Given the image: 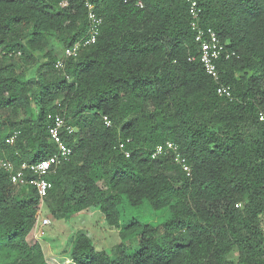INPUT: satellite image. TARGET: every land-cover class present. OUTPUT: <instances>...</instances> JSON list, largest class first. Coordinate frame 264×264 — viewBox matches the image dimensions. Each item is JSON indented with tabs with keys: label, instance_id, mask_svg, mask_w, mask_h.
<instances>
[{
	"label": "trees",
	"instance_id": "16d2710c",
	"mask_svg": "<svg viewBox=\"0 0 264 264\" xmlns=\"http://www.w3.org/2000/svg\"><path fill=\"white\" fill-rule=\"evenodd\" d=\"M91 1L103 20L100 35L61 71L55 65L64 51L89 33L85 1L0 0L4 157L21 167L52 156L49 115H64L75 128L63 135L73 154L48 176L45 209L58 220L99 210L122 238L112 257L79 231L68 242L70 258L264 264V0ZM191 1L203 11L201 24L236 54L218 62L231 100L218 95L200 62ZM168 142L190 175L171 153L153 157ZM125 201L168 208L170 218L162 227L122 224ZM40 210L37 190L0 170V264H48L35 238ZM131 238L138 246L128 252Z\"/></svg>",
	"mask_w": 264,
	"mask_h": 264
},
{
	"label": "built area",
	"instance_id": "2783aa9c",
	"mask_svg": "<svg viewBox=\"0 0 264 264\" xmlns=\"http://www.w3.org/2000/svg\"><path fill=\"white\" fill-rule=\"evenodd\" d=\"M85 6L88 11V19L90 22V30L87 36L79 39L73 46L67 48L64 51L63 56L56 62L55 67L58 70L64 71L67 61L71 58L78 57L82 47L95 44L100 35V29L103 23L101 17H99L95 11V6L91 0H84ZM124 3H135L139 7H143L141 0H123ZM66 4H64L65 6ZM190 16L191 27L196 35V42L199 45V59L203 65L206 73L218 84V95L227 99H233V92L230 86L225 85L221 80L220 71L218 69V62L221 59L229 60L236 54L233 51L227 49L220 41L217 32L211 27H205L201 24L202 9L197 1L190 2ZM52 123L49 127L50 139L55 145V153L47 159L39 161L34 164H23L21 167H17L12 161L6 159L0 148V170L7 173L15 185H30L33 186L39 195L41 200V210L37 216V224L35 227V237L39 240L44 232L38 230L39 225L44 228L51 225L52 220L50 217L41 220L42 209H45V199L48 197L50 190L53 187L52 182L48 180V176L55 172L64 162L70 161L73 154L72 148H70L64 141V133L72 134L75 132V128L70 125L65 116L62 114L49 115ZM263 119V117H261ZM107 126H111L112 122L108 117L104 118ZM18 132H14L10 135L6 142L9 145H14L18 138ZM120 148L124 149V144H121ZM126 156L130 154L125 152ZM173 154L174 160L178 163L184 172L188 175L191 173V169L187 163L185 157L179 151L177 145L172 142L159 145L155 148L153 157H158L166 154ZM30 174V178L28 176Z\"/></svg>",
	"mask_w": 264,
	"mask_h": 264
},
{
	"label": "rangeland",
	"instance_id": "374dc122",
	"mask_svg": "<svg viewBox=\"0 0 264 264\" xmlns=\"http://www.w3.org/2000/svg\"><path fill=\"white\" fill-rule=\"evenodd\" d=\"M120 211L122 215V224H128V222L134 220L145 225L162 227L170 218V211L168 208L156 211L147 203H144V205L139 208H134L125 201L121 205ZM47 217L51 218V225L44 228L40 225L38 227L39 231L42 230L44 232V235H41L39 238V243L46 249V254H48V245H56L55 247L60 246V248H62L61 246L66 243L68 246V242L79 231H84L89 234L95 247L98 250L106 251L112 257L116 256L118 251L123 249L120 246L122 243L120 231L109 227L99 210L91 209L90 211L76 214L69 219L58 220L53 218L47 210L43 208L41 220ZM125 246L128 252L131 251L134 246H138L137 239L131 238L127 240Z\"/></svg>",
	"mask_w": 264,
	"mask_h": 264
},
{
	"label": "crops",
	"instance_id": "0c3cea01",
	"mask_svg": "<svg viewBox=\"0 0 264 264\" xmlns=\"http://www.w3.org/2000/svg\"><path fill=\"white\" fill-rule=\"evenodd\" d=\"M55 246L56 245H48V254H46V249L43 247L48 264H75L69 256L66 243L61 246L62 248H60V246Z\"/></svg>",
	"mask_w": 264,
	"mask_h": 264
}]
</instances>
